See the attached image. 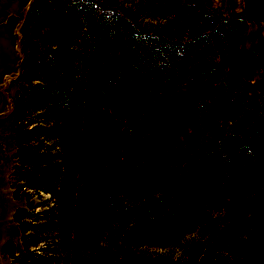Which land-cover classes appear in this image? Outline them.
<instances>
[{
	"label": "rangeland",
	"instance_id": "rangeland-1",
	"mask_svg": "<svg viewBox=\"0 0 264 264\" xmlns=\"http://www.w3.org/2000/svg\"><path fill=\"white\" fill-rule=\"evenodd\" d=\"M50 50L73 63L68 108L87 112L91 95V117L77 166L53 196L29 198L16 193L24 162L12 115L22 76ZM214 153L240 180L248 155L258 167L257 225L235 256L212 245L225 224ZM165 195L146 241L144 230L127 235L132 213L105 214L110 199L132 208ZM30 202L40 219L16 221ZM108 261L264 264V0H0V264Z\"/></svg>",
	"mask_w": 264,
	"mask_h": 264
},
{
	"label": "trees",
	"instance_id": "trees-1",
	"mask_svg": "<svg viewBox=\"0 0 264 264\" xmlns=\"http://www.w3.org/2000/svg\"><path fill=\"white\" fill-rule=\"evenodd\" d=\"M47 56L50 57L49 60ZM70 58L64 51L50 50L40 64L36 63L22 76L26 87H23L22 93L17 96L12 115L16 126V145L19 149L16 157L24 162V172L21 173L23 177L18 181L22 184L16 193L28 192L29 198L33 195L40 197L41 193L53 196L58 189L59 181L79 162L82 129L90 124L91 115L89 113L88 117V110L91 95H87L83 101L87 112L79 109L80 107L68 108L70 94L66 76L67 72L72 70L73 63ZM45 66L46 70L50 68L48 72L50 76L48 79L42 78V82H36L39 77L37 74ZM126 108L111 107L116 115L126 113ZM34 112L39 114L35 116ZM23 140L27 143H23L24 146L21 147ZM212 156L211 181L214 187L224 191L225 214V224L212 238V245L219 246L217 250L223 254L235 256L237 251L247 250L246 236L257 225V218L252 211L262 200V192L254 181L258 167L252 156L248 155L251 161L245 164L246 173L240 180L229 157L217 153ZM115 203V198L110 199L105 206V214L119 218L124 209L132 213L133 219L127 235L139 238L141 230H144L143 240L139 241L141 242L150 236L152 223L160 215L162 204L169 206V197L165 195L159 200L152 197L139 198L138 204L132 208L120 202L121 207L118 208ZM41 205L44 207L46 202ZM34 210L35 206L30 202L28 207L18 210L15 215L16 221L19 222L22 215L26 214L30 218L40 219ZM28 227L33 231L40 230L42 225L31 223ZM22 230L24 232L26 230L24 225ZM103 264L114 263L108 261Z\"/></svg>",
	"mask_w": 264,
	"mask_h": 264
}]
</instances>
